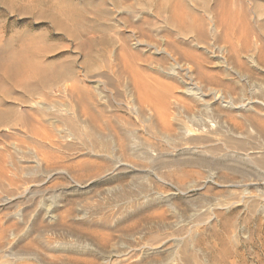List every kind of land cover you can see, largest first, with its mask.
I'll list each match as a JSON object with an SVG mask.
<instances>
[{
	"label": "rangeland",
	"instance_id": "obj_1",
	"mask_svg": "<svg viewBox=\"0 0 264 264\" xmlns=\"http://www.w3.org/2000/svg\"><path fill=\"white\" fill-rule=\"evenodd\" d=\"M174 1L0 0V115L7 113L0 116H6L0 118V152L4 153L5 151L6 153L3 155V160L6 163L5 175L8 177V179L0 180V217L3 219V222L0 219V241L2 240L0 242V259L3 261L0 262L1 264L6 262L7 264H184L187 263V260V264H197L198 261L200 264H264V184L259 182L258 186L249 188L230 184H214L204 187L195 185L194 180H191L194 178L199 180L198 178L202 176L208 177L213 171L218 175L223 172L220 175L222 177L220 180L225 178L229 182L230 180H243L245 177V179L248 177L257 179L258 177L257 180L261 181L264 179V166L262 165V168L261 164L254 162L256 156L246 157L244 151H239V156H237L238 154L232 155L229 150L232 147L230 143H228V149L223 146L219 153L214 155L209 153V156L186 152L182 146L176 149L171 148L168 143L154 136L156 128L151 127V122L145 116H142L143 119L144 117L146 119L143 120L142 117L131 115L126 111L125 106L126 102L128 104V100L125 96V87L122 86L127 81L124 79L125 77L123 81H120L122 77L120 79L115 75L119 70L115 62L121 51L119 47L126 41L133 48L132 43L136 41V37L137 39L141 37V40L151 38V41L156 42L153 40L154 38L159 42L164 34L169 35L170 33L169 36H172L180 45L186 44V41L189 42V39L184 36L186 34L183 35V33L187 29L189 34L192 29L196 30L197 26L193 28L196 24L192 22L189 24L193 25L191 28L186 27L185 23H179V16H185L191 3V8L195 13L197 10L198 15L199 12L200 15L203 14V11L200 10H203L201 8L204 6L205 9L216 6L215 10H221L222 6H226L232 14L231 16H234L232 22L235 23L238 20L236 27L240 31V35L249 33L250 39L260 38L259 41L263 43L264 0H192L193 2L186 0L187 2H183L184 4L180 0V5L177 4V0ZM175 3L181 9L175 8ZM193 3L199 8L193 7ZM208 3L211 7L206 6ZM226 7L222 10L226 11ZM172 9L174 13L169 14ZM237 10L239 11L237 12ZM179 11L185 13L181 12L178 15ZM229 11L227 10V12ZM175 12L178 13L179 19ZM236 12L237 14H235ZM245 14L248 16L247 20ZM171 15L174 16L171 17ZM238 15L239 18L245 16L242 20L246 23L239 22L241 19L237 18ZM169 17L173 20L172 24L169 22L170 20H167ZM234 19H236L235 22ZM248 19L252 22H249ZM254 19H259L258 23ZM240 23L241 26L247 24V27L249 23L251 24L247 28L246 26L241 27ZM169 24H178V27L173 25V28L170 25L169 28L167 27ZM181 24L182 27H179ZM250 27L254 30H251ZM165 28L168 33L164 32ZM178 28L180 30L185 28V30L176 32ZM245 28L247 30H244ZM149 34L154 37H148ZM252 36L255 39L251 38ZM206 54L213 61L211 66L214 67V63L216 65L214 69H220L222 65L216 56L207 52ZM160 62L165 66L168 64V61L163 62V59ZM32 65L35 66H33L34 70H32ZM108 68L116 70L113 76L116 81L121 82L119 85L116 83L115 87L117 90L119 89L118 91L114 92L115 88L109 87V89L114 92L115 97H118L116 95H119L123 89L119 95L123 98L119 99L123 101V104L125 102L123 110V108H116V102L113 100L115 104L112 106L113 116L117 118V120L114 119V122L115 124L118 122V126L120 124L122 128L128 125L129 128L136 130V133H140V137L143 139L147 136L150 137L140 140V137L137 138L139 135L135 133L134 136L138 143L142 144L145 141V145L147 143L158 144V146L155 144L156 149L150 152L151 155L145 157V154L139 152H136L138 155L134 152L131 154L123 152V154L125 153L123 155L120 150H116V152H110L109 156L107 154L100 156L96 153L98 146H96V137L93 136L95 135L94 127L91 125V128H83V133L87 132L84 135L85 133L80 132V125L76 127L77 122L76 128L73 129L71 124L63 125L61 122L51 120L52 115L48 117V114L38 115V113L31 112L35 118L38 117L39 121L45 123L41 126L37 124L38 122L35 126L29 125V122L25 120L24 117L31 114L27 105L29 97L35 96L38 101H43L46 98L45 95L49 93V88L56 90L53 83L56 84L57 80L61 82L66 80L68 84L73 82L82 84L81 80H90L93 82L89 83L91 86L95 84L96 80H104L100 75L109 71ZM35 69L37 70L35 71ZM145 69L153 72L149 73L147 70V75L158 74L156 76L160 79L164 77L162 81L167 78L158 71L156 73L150 66L145 65ZM145 69H142V72L144 70L145 73ZM258 72L254 70V75L251 73V76L259 78ZM144 73H141V76ZM55 77L58 79L56 78V80ZM234 77L235 75L232 76L233 80H238V77ZM253 78L251 84L254 81ZM256 78L255 80H257ZM45 79L50 82L44 83ZM129 79L131 80V78ZM167 80L170 81V79ZM259 80L261 81L260 78ZM251 84L245 89L249 91L252 87ZM220 85L216 83L213 87L225 88V90L232 91V94L240 92L238 90H240L241 83L236 88L232 85L230 87L232 90L227 85ZM181 97L184 102L186 100L190 102L189 97L184 94ZM54 99L58 101L56 104L60 105L61 103L62 106L59 107L62 109L67 108L75 113V108H78L75 106L76 103L67 97L62 98L58 95ZM64 99H69L67 103L71 101L68 103L69 106ZM19 106L21 107L19 108ZM199 107L197 104L196 108L199 109ZM171 109L173 110L171 112L174 113L179 111L176 108V111L174 108ZM14 110L21 114L15 115L16 111ZM195 110L197 111V109ZM56 115L59 119L62 117V115ZM57 116L55 117L58 118ZM7 117L10 120H7ZM177 117L179 120L175 122L176 124L183 123L188 126L193 124L192 121L189 123L184 113L179 112ZM119 118L123 119L122 122L126 119L125 123L118 120ZM127 119L130 123L127 122ZM48 123H52L53 127ZM54 123L59 127L56 129L62 128V134L65 137L62 138L60 133L55 130ZM126 123L127 125H125ZM143 124L150 125L147 128L148 125L144 126ZM142 125L145 129H141ZM32 126H34L33 129H36L37 134ZM152 126L154 125L152 124ZM41 127L44 128V132ZM37 128L40 129L41 136L38 134ZM129 128L126 127V129ZM32 131L35 135L32 134ZM28 133L29 135H27ZM37 135L42 138L51 135L50 137H53L58 146L50 144H47L46 147L42 146V143L39 142L42 138ZM225 138V136L222 138L224 142ZM148 139H152L153 142ZM255 140L258 144H256V150L260 147L258 152L261 149L260 152L264 153L263 139L256 138ZM177 142L171 141L172 144H178ZM31 148L33 150H43L42 148L48 149V151L52 150L55 154L58 153L57 155L66 156V159L57 167L54 166L53 169L48 168L49 170H47L45 165L38 167L34 163L33 155L30 152ZM161 149L165 150L161 151ZM156 151L164 152L161 154V158L160 153H155ZM139 155L144 159L139 158ZM244 155L245 158L242 159ZM25 156L26 159H24ZM118 156H122L123 159ZM148 156L154 160L149 159ZM115 159L120 161L124 167L121 165L115 167L114 162L117 161ZM9 160L11 163L14 162L13 166ZM7 162H9V166ZM15 164L17 166H14ZM231 166L236 167L232 169ZM59 168L61 170H58ZM110 168L112 169L110 170ZM234 170L237 172L235 173ZM185 171L187 174L193 173L192 176L185 177L184 175L188 176L184 173ZM228 172L230 175L232 174L230 177ZM257 172L258 174H256ZM11 176L16 180L15 184L9 181ZM203 177L200 178V181H203ZM116 219L117 221H115ZM14 220L18 223L13 224ZM17 224H19L18 231L15 228ZM3 227L7 232L5 229L2 232ZM6 227L9 229L7 230ZM186 248H189V252H193L192 255L195 254L194 257L191 253L188 254ZM1 249L4 250L1 251ZM5 250L8 252L7 255H5Z\"/></svg>",
	"mask_w": 264,
	"mask_h": 264
},
{
	"label": "bare ground",
	"instance_id": "obj_2",
	"mask_svg": "<svg viewBox=\"0 0 264 264\" xmlns=\"http://www.w3.org/2000/svg\"><path fill=\"white\" fill-rule=\"evenodd\" d=\"M172 1H174V0H172ZM179 1L180 0H177L178 3L177 2L176 3L179 4L180 2H182V3L187 2L186 0H184V1L181 0L180 2ZM191 2H193V1L191 0ZM191 2H189V3H191ZM176 3H175V5H176ZM170 4H171V2H170ZM193 4H194L193 7H196L195 3H193ZM191 5H192V3H191ZM191 5H190V9L193 10V8H191L192 7ZM181 6H183V5H181ZM206 6H210L209 3ZM197 7H198V5H197ZM225 7L226 6H222L221 10L217 9L218 10L217 11V10H215L216 6L215 7L213 6L214 9L209 8V7L208 8L206 7L207 9H205V6H204V8H201L203 10H200V11H203V14L201 13V15H200V12H199L200 16L198 15L197 10H196L197 13H195L194 10L191 12V10L188 9L189 12H188V10H186L187 13L185 14V16H183V15H182V17L179 16V18H180L179 23H185L186 27L189 26L191 28L193 25L190 26L189 24H191L192 22H194L193 24H196L193 26V28H195V26H197L196 30L192 29V31H190L189 34L187 32V29L185 30V28L183 30H180V28H178V31H176V32H181L184 30L186 31L185 33H183V35L186 34L184 36L187 39H189V42H187V41L185 42L186 44H183V45H180V43L178 44V42L175 39H173L172 36H169L170 33H169V35L164 34V36L161 38V40L159 42H157V40L153 38V40H155L157 43L154 41H151L152 40L151 38H149L148 40H146V39L141 40V37H139L140 39L139 38L137 39V37L135 38L136 41L134 40L135 42L132 43L133 48L128 45L130 43H128L127 41L126 42L128 44L126 42L122 43L121 47H119V48H121V51L119 52L118 56L116 57V61H115L116 66L119 68V70H117L118 75L115 74L116 70L113 71V69L109 70V68H108L109 71L101 73L102 75H100L104 78V80H100V79L96 80L95 84H93L91 86L89 85V83L91 84V82H92L90 80L89 81L88 80H81L83 85L81 83H80L81 85L78 84V82H76V83L73 82L72 84H68V82H66V80L61 82V81L57 80L58 79L57 77H55V79L57 78L56 79L57 82H56V84L53 83V85L56 86V90H54V88H51V89L49 88L48 95H45L46 96V98L44 99L45 101L43 99H42L43 101H38L37 99H35V96H33V98L29 97L30 99L29 98L27 99L28 100L27 105H28L30 113L31 112H33L35 114L38 113V115L44 113V114H48V117H50V115H52V117H50L51 120L61 122V123H63V125L64 124L65 125L71 124L70 126L72 128L74 127L73 129H75L77 127V125H80L79 128H81L80 132H82V133H83L84 127H90V125H91V127H94L95 135H93V136L96 137V146H98L96 148L97 149L96 153H98L100 156L105 155V154H107L109 156V155H111V153L116 152V150L117 151L120 150L121 151L120 153H122V154H123V152H125V153L127 152L129 154H131L132 152H134V153L139 152V153L145 154L144 155L145 157H146V155H151L150 152H152L154 149H156V145L158 146V144H156V143H155L156 145L154 143L148 144L146 142L147 145H145V143H144L145 141H144L143 142L144 144L142 143L145 146L144 147L141 143H138V141L136 140V137L134 136V134L136 133L135 132L136 130L129 128L127 123L125 124L127 126H125V128H122V127H120V124L118 126L117 121H116L117 125L114 122L115 121L114 119L117 120V118H115L113 116L114 114H113L112 106L115 105L114 101L116 102V105H117V106H115L116 108L118 107L120 109V108H123L125 106V102L123 104V101L121 99H119L122 97V96L119 97V95L122 93L123 89H122V91L120 89L121 93L119 94L117 92V94H119V95H116L118 97H115L114 92L119 90V89L117 90L115 87L116 83L119 85L121 82L119 83L118 81H116V78L113 76V73H114L116 75V77H118L120 79L122 77V80H120V81H123L124 77H125L124 79L127 81V82L124 81V82H126V84L124 82H122L125 84L124 86H122L123 84L121 85L122 87H125V90H126L125 96L128 100V104L126 102V106H125L126 111H128L131 115H135L138 117L145 116L151 122L150 123L151 127L156 128V130L153 129L156 131L155 132L156 134H154V136L156 138H158V139L160 138V140L168 143L171 148L176 149L177 147L182 146L183 150H185L186 152L197 153L198 155L205 154V155L209 156V153H211L212 155L219 153V151L222 150L223 146L228 149V143H230V146H232V147L229 150L232 152V155H237L239 151H244L246 157H255L256 156V158H254V159H256V161H254V162H256V163L258 162L259 165L261 164L260 165L261 167H262V165L264 166V153L260 152L261 149H259L260 150L259 152L261 154L258 152V148H260L258 146H257L258 148L256 150L257 141L255 140L256 138H258V140L261 138V139H263V142H264V77H263V75H264V42L263 43L260 42L259 41L260 38L259 39L256 38V40L250 39L249 33H242L240 35L239 34L240 31L236 27L238 24L237 23L238 20L234 19V22H235V20H236V22L233 23L232 21H233L234 16L233 17L231 16L232 14L230 13V11L227 7H226V11L222 10V9H225ZM175 8L181 9V7H178L177 5L175 6ZM227 10L229 12H227ZM238 11L239 10H237V12ZM181 12L179 14L175 12L176 16H177V14L180 15ZM237 12L235 14H237ZM173 13H174V10L172 9L171 13H169V14H173ZM182 13H185V12H182ZM241 14L243 15V13H241ZM241 14H240V17L242 16ZM246 15L247 14H245V16ZM173 16L171 15V17H173ZM236 16H235V18H236ZM166 17H168V16H166ZM171 17H169L167 19L168 21L170 20L169 21L170 23L173 21V20H171ZM244 17L239 18V15H238L237 18L241 19V21H239V22L246 23V22H243L244 20H242V19H244ZM177 18H178V16H177ZM247 18H248V16H246L245 19L247 20ZM254 20H256L258 23L259 19L258 20L254 19ZM176 21H177V19H176ZM248 21L252 22L249 19H248ZM248 21H247V23H248ZM174 23H176V22L174 21ZM241 23L239 24L240 26L242 25ZM171 24H169L167 27H169ZM250 24L251 23H249V25ZM173 25H171L170 27L174 28V26L176 24L174 26ZM249 25H248V27H249ZM240 26H239V29H240ZM243 26H241V27H243ZM175 27L177 28L178 24ZM179 27H182V24L179 25ZM176 28H175V30H176ZM164 30H166V28ZM188 30H191V29L188 28ZM244 30H247V29L245 28ZM248 30H250V29H248ZM251 30H254V29L251 28ZM161 31H163V30H161ZM164 32H167V30ZM194 32H196V33H194ZM246 32H248V31H246ZM135 33H137V32H135ZM161 33H163V32H161ZM132 34L134 35V33H132ZM150 35L151 34H149L148 37H154V35L153 36L152 35L150 36ZM173 35H174V33H173ZM145 37L148 38L147 36H145ZM180 37H182V35H180ZM251 38H253V36ZM253 39H255V38H253ZM206 52L211 53L214 56H216L219 63L222 65V66H220V69H218V68L214 69V67L216 66L214 63H213L214 67L211 66V62H213V61L211 59H209V57H208L209 55L207 56ZM162 59H163V62H165V60L168 61V64L166 62L167 66H165L163 63L162 64L164 66L161 64L160 61H162ZM112 63H113V61H112ZM145 65L150 66L151 69H153L155 72L158 71V72L162 73L164 76H166L167 78L164 79L165 81H162L164 77L163 78L161 77V79H160V77L156 76L158 74H149L151 70L149 71L147 69L148 70L147 71L145 69ZM33 66L34 65L31 66L32 70H34ZM111 67L114 68L113 66H111ZM142 69H145V73H144V70L142 72ZM36 70L37 69H35V71ZM254 70L261 72V73H259V72L257 73L259 78L261 79V81L260 80L258 81L259 78L255 77L257 79V80H255V78H253L254 76L253 77L251 76V73L254 75V73H253ZM19 71H21V70H19ZM146 71L149 72L148 73L149 75L146 74ZM158 72H156V73H158ZM58 73H59V71H58ZM141 73L146 74L145 75L146 77L144 76V74L141 76ZM151 73H153V72L151 71ZM129 75H131V76L129 77ZM234 75H235V77H238V80L237 79L233 80L232 76H234ZM228 76L231 78H229ZM255 76H257V75H255ZM129 78H131V80ZM252 78L254 79V81L251 84ZM167 79H170V81ZM52 80H53V75H52ZM47 81L45 79L44 83L47 84L48 82H50V81H48V82ZM54 81H52V82H54ZM216 83H219V85L221 84L222 86L227 85L228 88H230L232 85H234V88H236L239 85V83H241L240 90L237 89L240 92L239 93L236 92V94L235 93L232 94L233 93L232 91L225 90V88L221 89L219 87L218 88L213 87L214 84H216ZM250 84L252 85V87L248 91L245 88ZM109 87L112 89L115 88L116 90L113 92L111 89H109ZM183 94L185 96L189 97L190 102H188V100H186V102H184L183 98L181 97ZM58 95L61 96L62 98L67 97V98L71 99L72 102L74 101L76 103L75 106L78 107L77 108L78 110L75 108L76 112L74 113V112H71L67 108L66 109L60 108L59 106H62L60 103L61 98L59 99L60 105L56 104L57 99H54L55 96H58ZM122 95H124V94H122ZM69 99H67V100H69ZM67 100L64 99V101H66V103H67ZM71 101H69V102H71ZM57 103H58V101H57ZM68 103H67V106H69ZM63 104H65V103H63ZM197 104L200 106L199 109L196 108ZM73 105H71V106L74 107ZM21 106H19V108ZM63 106H65V105H63ZM71 106H70V108H71ZM14 108H15V106L13 107V109ZM171 108H174V109L176 108L179 111L175 112V113L171 112V110H172ZM194 108L197 109L198 112ZM72 109H74V108H72ZM176 109H175V111H176ZM16 110H17V106H16ZM16 110H14V111H16ZM123 110H124V108H123ZM11 111H13V110H11ZM179 112L182 114L184 113V115L186 114V119L189 120V123L192 121L193 124L191 123L192 125H190V126L183 124V123H179V124L177 123L176 124L175 122L179 120L177 117ZM18 113H20V112H18ZM18 113L16 111L15 115H18ZM6 114L3 113L1 115H6ZM56 114L62 115V117L60 116L61 118L59 119V117ZM55 116H57L58 118H56ZM2 117H0V118H2ZM5 117H3V118H5ZM145 117H144V119H145ZM24 118H25V120H27L29 122V125L31 124V125L35 126L37 122H38L37 123L38 125L40 124L39 126H41V124L45 125V123H42L43 121H39L40 119L38 120V117L35 118L32 113L30 114V116H25ZM8 119L9 118L7 117V120ZM18 119H19V116H18ZM141 119H143V117ZM141 119H140V121H141ZM42 120H44V119H42ZM118 120H121V118H119ZM122 120H121V122H122ZM125 120L126 119H124V122H122V123H125ZM20 121H21V116H20ZM76 122H77V124H76ZM127 122H129L128 119H127ZM48 124H50V123H48ZM75 124H76V127H75ZM152 124L155 127L152 126ZM50 125H51V127H53L52 123ZM143 125H142L141 129H145V128H143ZM147 125H144V126H147ZM149 125L147 126V128L149 127ZM34 126H32V129ZM39 126H38V128H39ZM54 126H56V124ZM42 127L45 128V126H43V125H42ZM126 127L129 129H126ZM44 128H42V131ZM56 128H59V127L56 126L55 130H57V132L60 133L62 138L65 137L62 134V132H63V130H61L62 128L61 129H56ZM47 129H49V128H47ZM149 129L151 130V128H149ZM33 130H34V132L36 131V129H33ZM39 130L40 129H38V134L40 132ZM67 130H65V131H67ZM86 130H87V128H86ZM140 131H142V130H140ZM27 132H28V129H27ZM34 132L32 131V134ZM137 132H139V131H137ZM152 132H154V131H152ZM29 133L27 135H29ZM35 133L33 135H35ZM84 133L83 134L86 135L87 132H84ZM92 133H93V131H92ZM149 133H150V131H149ZM253 133H255V134H253ZM136 134L139 135L137 138H139L141 136L140 133H136ZM39 135H37V136H39ZM143 135H144V133H143ZM150 135H153V134H150ZM30 136H32V135H30ZM40 136H39V138H42ZM50 136L47 135V136L43 137L41 140H39V142L42 143V146L46 147L47 144L58 146V143L55 142L53 140V137H50ZM220 136L226 137L225 142L222 140L223 137L221 138ZM148 137L149 136L145 137V139ZM141 138L142 137H140L139 139L141 140ZM70 139H72V138H70ZM145 139H143V140H145ZM152 139H150V140L148 139V140L153 142ZM94 141H95V139H94ZM171 141H174V143L176 141H178L177 142L178 144H172ZM160 143L162 144V142H160ZM59 144H60V142H59ZM159 146H161V145L159 144ZM32 147H34V146H32ZM263 147H264V145H263ZM42 149L43 150H37V149L33 150L31 148V151H30L33 155L34 163H36V165L38 167H43L45 165L47 170H49L48 168L53 169L52 167H54V166L57 167L58 164L60 165L61 163H63V161H65L64 159H66L65 158L66 156L63 157V156H61V154L57 155L58 153L55 154L52 150L48 151V149L47 150H44V148H42ZM163 150H165V149H161V151H163ZM171 150H169V151L171 152ZM28 152H29V150H28ZM158 152L159 151H156L155 153H158ZM2 153H3V151L0 152V180H5V179H8V177L5 175V172H6L5 171L6 165L5 164L6 163H4V160H3V157H4L3 155L6 153H5V151L3 154ZM159 153H160V158H161V154H163L164 152L163 153L159 152ZM136 154L138 155V153H136ZM239 154L237 156H239ZM137 155H136V157H137ZM245 155L243 156L242 159L245 158ZM21 156H22V154H21ZM122 156H118V157L123 159ZM8 157H9V155H8ZM141 157L142 156H140L139 158H141ZM203 157H204V155H203ZM12 158H13V156H12ZM147 158H145V159H147ZM150 158L151 157H149V159ZM24 159H26V156ZM224 159H226V158H224ZM5 160H7V159H5ZM115 160H117V159H115ZM118 160H119V158H118ZM151 160H154V159L151 158ZM14 161L16 162V160H14ZM18 161L20 162V160H18ZM28 161H30V160H28ZM117 161L114 162V165H116L115 167H118L121 165V162L120 161L117 162ZM206 161H208V160L206 159ZM13 163H11V161H10L11 165ZM136 163H138V162H136ZM103 164H104V162H103ZM133 164H135L134 161H133ZM216 164L219 165V163H216ZM7 165L9 166V162H7ZM14 166H17V165L15 164ZM122 167H124V166H122ZM122 167H120V168H122ZM235 167H232V169ZM8 168L11 169L10 167H8ZM14 169H15V167H14ZM111 169L112 168H110V170ZM113 169H114V167H113ZM155 169H157V168H155ZM225 169H226V167H225ZM232 169H231V172L233 171ZM43 170H44V168H43ZM58 170H61V168H59ZM107 171H108V169H107ZM61 172H63V171H61ZM234 172L236 173L237 170H234ZM184 173H186V171ZM211 173L212 174L208 177L202 176L204 178L203 181L202 180L200 181V178H202V177L198 178L199 180H197L195 178L191 179V180H194L195 185L204 186V187L206 185L210 186V185H214V184H221V185L222 184H224V185L230 184V185L237 186V187L242 186L244 188H249V187L258 186V184H260L259 182L264 184V179L259 181V180H257L258 177H257V179L255 177H254L255 179L252 177H248L247 179H245L246 177L245 178L241 177L244 179L239 180V181L230 180V182H229V181L225 180V178L223 176L224 179H221V180H224V181H221L220 178H222V177L220 175H222L223 172L220 175H218L216 172L213 173V171H211ZM191 174H193V173H190V174L188 173L187 174L188 176H186V175H184V176L189 177V175H191ZM228 174H229V172H228ZM256 174H258V172ZM231 175L229 174V177ZM236 175H238V174H236ZM243 175H244V173H243ZM225 176H226V174H225ZM241 176H242V174H241ZM253 176H254V174H253ZM12 178L13 177L11 176V179H9V181H11L12 184H15L16 180L12 179ZM262 178H263V176H262ZM183 179H186V178H183ZM254 197H256V196H254ZM254 197H252V198H254ZM240 201H241V199H240ZM1 218L2 217H0V219ZM24 218H25V216H24ZM115 218H117L116 215H115ZM1 220L3 222V219H1ZM21 220H23V219H21ZM115 221H117V219ZM12 222H15V220ZM23 222H24V220H23ZM16 223H18V222H15L13 224H16ZM24 223H26V221ZM14 227H15V225H14ZM17 227H19V224H17L15 228H17ZM1 228H2V223H1ZM6 228H7V230L9 229L8 227H6ZM4 229L5 228L3 227L2 232L4 231ZM5 231H6V229H5ZM17 231H18V228H17ZM5 245H6V243H5ZM4 249H5V247H4ZM4 249H1V251ZM188 249L186 248L187 251H188ZM8 250H9V248H8ZM6 251L7 250H5V252ZM189 253H191V255H192L193 252L188 251V254ZM7 254H8V252H6L5 255H7ZM3 255H4V253H3ZM194 255L195 254H193L192 256L194 257ZM21 256H22V254H21ZM19 258H20V256H19ZM11 259H10V261H11ZM184 260H187V259H184ZM0 262H3L2 259H0ZM198 262H196V263L200 264V262L199 263ZM19 263H21V262H19ZM187 263H188V260H187ZM187 263H184V264H187ZM4 264H7V262Z\"/></svg>",
	"mask_w": 264,
	"mask_h": 264
}]
</instances>
